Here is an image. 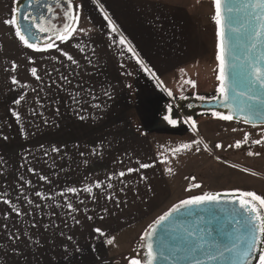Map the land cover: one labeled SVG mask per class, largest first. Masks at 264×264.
Masks as SVG:
<instances>
[{
    "label": "crops",
    "instance_id": "0c3cea01",
    "mask_svg": "<svg viewBox=\"0 0 264 264\" xmlns=\"http://www.w3.org/2000/svg\"><path fill=\"white\" fill-rule=\"evenodd\" d=\"M89 1L75 0L76 9L79 6L84 14L78 24L83 31L37 53L25 48L14 29L3 23L17 2L0 0V54L10 56L6 63L19 64L29 86L27 95L38 97L29 100L40 101V109L62 118L46 132L80 135L78 142L62 147L63 157L56 159L65 164L54 163L40 187L41 212L59 227L57 237L53 230L40 240V248L51 245L42 256L58 259L54 264L120 262V255L156 219L182 201L185 182L163 162L158 153L162 148L156 146L161 141L152 139L169 132L156 125L159 118L165 123L169 107L167 102L157 106L161 97L157 79L175 87L216 61L209 76L219 86L216 31L197 2L102 0V10L115 25L113 32L104 15L93 13V19ZM121 37L135 56L119 43ZM33 67L39 78L31 75ZM130 168L134 171L128 172ZM86 187L92 188L91 194ZM108 239L113 240L111 245ZM55 245L62 247L56 255Z\"/></svg>",
    "mask_w": 264,
    "mask_h": 264
},
{
    "label": "rangeland",
    "instance_id": "374dc122",
    "mask_svg": "<svg viewBox=\"0 0 264 264\" xmlns=\"http://www.w3.org/2000/svg\"><path fill=\"white\" fill-rule=\"evenodd\" d=\"M192 1L197 2L202 13L207 14L216 31L217 26L212 19L215 14L213 0ZM101 2L102 0H97L96 3H93V0L88 2V10L93 19V13L102 14L101 6L97 7ZM52 10L51 17L55 16V20L50 17L48 21L59 28L65 22L63 14L67 8L60 11L58 7H54ZM76 10V2L73 0V12ZM60 13L62 16L59 17ZM79 13L80 19L84 18V14L80 11ZM9 58L10 56L5 53L0 54V264H54L58 259L46 260L48 255L42 256L43 251L49 249L51 245L40 248V240L46 238L42 237L44 232L52 233L53 230L57 237L59 227L57 223L49 221L50 215L41 212L43 204L40 208V196L36 193H40V187L45 186L52 165L55 163L58 167L65 164L56 159L57 156H61L62 147L78 142L77 138L80 135L46 132L52 130L50 125L54 124L53 121L61 122L62 118H53L51 116L53 111L40 109V101L29 100L38 97L27 95L29 86L25 79L21 78L22 70L18 67L19 64H16V70L12 71L13 63H6L10 61ZM215 62H211L205 71L185 77L175 87L166 86L164 81L158 78L157 90L161 97L157 106L160 108L166 102L169 106L176 98L212 95L218 87L216 82L212 84L215 78L209 76L210 67ZM13 77L18 80V84L11 83ZM185 81L193 82L195 87ZM21 96L24 97L23 100H20ZM17 100H20L19 104L16 103ZM13 112L19 114V120L13 116ZM188 120L195 122V130L186 123ZM165 123L159 118L156 125L162 126L169 134L153 135L155 138L152 139L156 142L161 141V146L155 142L159 150L162 148L158 151L159 155L166 160L169 168L176 170L175 173L179 174L182 182H185L180 191L182 200L205 193L242 191L254 192L264 198V145L251 143L253 140L264 139V125L253 127L233 120L224 121L212 114H198L178 122L175 127ZM245 133H248L250 138L246 144L243 143ZM196 140L201 143L194 144L193 141ZM237 141L242 142L240 148L234 147ZM183 144H191L192 147L190 150L175 154L172 152V149ZM217 144H220L221 148L217 149L215 147ZM205 145H208L207 150ZM197 147L199 151H196ZM248 151L254 155H247ZM48 180L51 178L48 177ZM4 199H8L20 215L13 211V207L4 204ZM57 221L60 223L58 215ZM136 244L137 242L120 255V262L106 264H131L133 259L130 252ZM61 248L55 245L54 254L56 255Z\"/></svg>",
    "mask_w": 264,
    "mask_h": 264
},
{
    "label": "snow or ice",
    "instance_id": "6c2138e0",
    "mask_svg": "<svg viewBox=\"0 0 264 264\" xmlns=\"http://www.w3.org/2000/svg\"><path fill=\"white\" fill-rule=\"evenodd\" d=\"M15 2H17V0H14V3ZM96 2L97 0H93V3ZM64 3L67 5V10L63 14L65 22L59 28H57L54 24H51L50 21L46 20L43 15L37 16L29 10H25L21 14L16 7L12 8L11 18L5 19L3 23L6 26H10L12 29H14L16 38H18L20 43L25 48L31 49L32 51L37 53L47 52L56 47L55 41L58 40L61 43L66 42L77 31H83V29H78V24L80 21V13L78 10L79 6H77V10L73 12V0H64ZM213 4L215 7V14L212 19L217 26L216 60L218 62L219 68V74L216 77L219 81V86L217 87L216 91L218 96L226 98L230 88L227 75V68L229 66V40L227 37V33L230 31L232 33L239 34L240 29L236 27H230L226 29V17L224 16V12L226 11L228 13H232L234 11L238 12L244 10L248 13V15L254 18V20L256 21V26L250 33V43L247 48L248 53H253L254 50L258 47V42L261 40V38H264V0H248V2L242 4L240 8L235 9L232 6H228L227 8H225L224 0H213ZM31 7L32 5L31 3H29L28 8L30 9ZM97 7H100V5L97 4ZM52 11V8L49 7L48 13L51 14ZM101 11L104 15V19L108 22L109 29L115 32L116 28L112 20L106 13H103L102 9ZM51 19L55 20V16H52ZM21 21H23V24L21 23ZM46 33L50 34L44 36V34ZM41 43H43V46H41ZM119 43L125 46L127 48V51L132 52L135 56L134 50L127 45V42L123 37L120 38ZM62 55H65L68 60H72V57L67 55V53H62ZM234 59L235 56H233V60ZM262 60H264V55H252L247 60V67L249 69L247 92H240L237 91L235 87L232 88L234 102L237 97H243L244 99L249 101V103L246 106L241 104L238 108L230 109L229 114H222L214 111L212 115L215 118L224 121H231L234 119L235 113L239 115L240 121L244 124H249L255 127L256 123L254 117H259L261 123L264 124V111H261V108L258 107L264 106V98H262V96H264V66L261 65ZM137 63L140 64L142 68L144 67L139 59H137ZM16 68L17 65L13 63L11 70L15 71ZM31 75L33 77L39 78L37 76V69L35 67L31 68ZM11 83L18 84L19 82L15 77H13ZM185 83H191L192 86L195 87V84L191 81H185ZM168 94L171 95V92H169ZM23 99L24 97L21 96L20 100ZM197 99L203 100L204 97H197ZM20 100H17L16 103L19 104ZM220 103L221 106L229 107L227 99L221 100ZM12 114L16 117L17 120L20 119V116L17 112H13ZM164 120H166L170 125L174 127L177 124V121L172 119L169 115H165ZM186 123L190 124L193 130L196 129V124L194 121L188 120L186 121ZM233 131H236V129H233ZM249 139V134L245 133L243 137V143H248ZM193 143L199 145L201 141L196 140L193 141ZM251 143L264 145V139L253 140L251 141ZM241 146V141H237L234 145L235 148H240ZM191 147V144H183L175 149H172V152L175 154L183 150H190ZM204 147L205 150L208 149V145H205ZM215 147L219 149L221 148V145L217 144ZM229 147H233V145H229ZM199 150L200 149L197 147L196 151ZM53 151H56V149H53ZM247 155L253 156L254 153L248 151ZM255 155H259V153H255ZM163 162L166 163V161ZM140 166L142 168L150 167V165L148 164H141ZM132 171H134V169H128V172ZM168 171L171 170L168 169ZM120 175L123 176L124 173L121 172ZM41 179H45V177H41ZM199 186L200 185H195V187ZM95 187L99 188L101 187V185L98 183L95 185ZM109 187H111V185H109ZM69 191L74 193L76 190L69 189ZM84 191L91 194L92 188L86 187ZM36 195L40 196L41 194L37 192ZM225 195L235 197V199L228 202H238L239 207L244 214V219L242 221H238V223L242 224L245 230L244 234L238 235L231 245H225L223 249H221L214 242H206L204 241L203 237H197L192 232H189V237L191 238L190 252H192L193 254H203L206 257L207 261H215L225 253H229L238 257L240 264H252L253 260L256 261V264H264V198H261L254 192L247 191L225 193ZM219 202L220 200L217 195L205 193L200 196L182 200L179 204L174 205L169 212L160 216L154 222V224L150 226L149 230L141 236V241L145 244L144 255L146 259L144 261L135 259L131 262V264H154V262L161 255L160 253L155 251L154 234L161 225L165 224L169 220V218L173 216V214L192 206ZM3 203L8 204L10 207H13V211H15L17 215H20V212L10 204V201L8 199H4ZM29 203H31V201H29ZM68 208L69 210H73L71 204H68ZM95 231L101 236L105 235L100 229H95ZM106 242L107 244L111 245L113 243V240L108 239ZM194 264H205V260L197 258L194 261Z\"/></svg>",
    "mask_w": 264,
    "mask_h": 264
},
{
    "label": "water",
    "instance_id": "95a60500",
    "mask_svg": "<svg viewBox=\"0 0 264 264\" xmlns=\"http://www.w3.org/2000/svg\"><path fill=\"white\" fill-rule=\"evenodd\" d=\"M246 2H248V0H224V7L227 8L228 6H232L234 9L240 8V6ZM29 3L32 5L30 9L28 8ZM53 4L54 2L50 3L49 0H19L15 7L21 14L25 10H36L39 11L40 15L44 16L48 8ZM224 16L226 17V29L230 27L240 29L239 34L230 31L227 33L229 40V66L227 68V75L230 85L227 97H220L218 94H209L200 95L199 97H204L201 101L194 96H188L185 99H174V103L170 106L173 111L181 117V122L190 117L197 116L198 114H212L214 111L222 114H229L230 109L238 108L241 104L246 106L249 103V101L243 97H237L234 102L232 88L235 87L237 91L240 92H247L249 79L247 60L252 55H264V38H261L258 42V47L253 53H248L247 48L250 43L249 36L252 29L256 26V21L244 10L238 12L234 11L232 13L225 11ZM50 17L51 14L48 13L46 19ZM21 23L23 24V21H21ZM233 56H235L234 60ZM261 65L264 66V60L261 61ZM215 96L216 98H214ZM262 98H264V96H262ZM223 99H227L229 107L221 106L220 101ZM187 100L192 101V105L194 106L190 113H184L180 108V104ZM258 107L261 108V111H264V106ZM254 120L256 126L264 125L261 123L259 117H254ZM233 121L244 124L240 121L239 115L235 113ZM209 194L217 195L220 202L202 204L183 209L173 214L165 224L159 227L154 234V248L155 251L161 255L154 264H194L197 258L205 260V264H240L239 258L229 253H225L215 261H207L203 254H193L190 252L191 238L189 237V232H192L197 237H203L206 242H214L223 249L225 245H231L235 241V238L238 235H243L245 231L242 224L238 223V221L244 219V214L238 202H228L235 199V197L226 196L225 193ZM154 222L151 225H153ZM149 228L146 231H148ZM141 244L145 252L144 242L141 241ZM137 247L138 244H136L134 249L130 252V257L134 256ZM145 259L146 257L143 254V257L139 260L144 261ZM252 264H256V261L253 260Z\"/></svg>",
    "mask_w": 264,
    "mask_h": 264
},
{
    "label": "flooded vegetation",
    "instance_id": "af4514ba",
    "mask_svg": "<svg viewBox=\"0 0 264 264\" xmlns=\"http://www.w3.org/2000/svg\"><path fill=\"white\" fill-rule=\"evenodd\" d=\"M49 1H50V3H51V2H54V4L50 6L51 8L58 7L60 11H65L64 8H65V9L67 8V5L64 3V0H49ZM31 12H33V13L36 14L37 16L40 15L39 11L32 10ZM47 14H48V11L46 12V14H44V17H45V18H46V16H47ZM51 15H52V13H51ZM60 16H62V13L59 14V17H60ZM48 19H49V18H48ZM48 19H46V20H48ZM59 21H60V20H59ZM59 21H58V22H59ZM49 34H50V33H46V34H44V36H47V35H49ZM212 95H217V91H214ZM196 98H197V97H196ZM214 98H216V96H215ZM198 100H200V99H198ZM200 101H201V100H200ZM193 107H194V106L192 105V101H189V100L184 101L183 103L180 104V108H181L182 112H184V113H190V112L193 110ZM165 115H169L172 119L176 120L177 123L181 121V117H179V116L173 111V109H172L171 106H169V107H167V108L165 109ZM164 121H166V120H164ZM143 254H144L143 249H141V248H136L135 254H134V256L132 257V259H133V260H135V259H140V258L143 257Z\"/></svg>",
    "mask_w": 264,
    "mask_h": 264
},
{
    "label": "trees",
    "instance_id": "16d2710c",
    "mask_svg": "<svg viewBox=\"0 0 264 264\" xmlns=\"http://www.w3.org/2000/svg\"><path fill=\"white\" fill-rule=\"evenodd\" d=\"M41 44H43V43H41ZM137 244H138L137 248L143 249V245L141 244V240L140 239L137 241Z\"/></svg>",
    "mask_w": 264,
    "mask_h": 264
}]
</instances>
